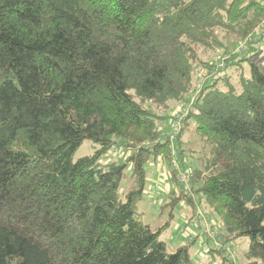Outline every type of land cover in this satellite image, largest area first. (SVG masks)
Instances as JSON below:
<instances>
[{
  "label": "trees",
  "instance_id": "obj_1",
  "mask_svg": "<svg viewBox=\"0 0 264 264\" xmlns=\"http://www.w3.org/2000/svg\"><path fill=\"white\" fill-rule=\"evenodd\" d=\"M263 30V0H0V264H196L194 240L170 252V223L142 221L151 160L179 188L172 220L196 190L221 217L216 250L248 239L246 264H264V70L230 54L193 81L202 55ZM113 149L125 162H102Z\"/></svg>",
  "mask_w": 264,
  "mask_h": 264
},
{
  "label": "rangeland",
  "instance_id": "obj_2",
  "mask_svg": "<svg viewBox=\"0 0 264 264\" xmlns=\"http://www.w3.org/2000/svg\"><path fill=\"white\" fill-rule=\"evenodd\" d=\"M263 37L264 30L262 34L253 37L256 39L254 42L249 41L248 50L245 51L247 40L245 38L242 40L238 39L237 36L233 35L227 39L230 50L229 54H224V51L219 49L211 55H202L201 62L205 61L206 63L204 64L206 65L199 66L195 69L193 75L194 86L197 88L195 92L197 93L204 82H209V80H211L212 74L209 71L210 69H213L212 71L215 72L224 69L223 67L230 64L227 63L225 65L224 63L226 58L230 57V54L233 55L230 57L231 62L232 59H236L234 57L243 58L253 53L254 61L264 70ZM260 44H262L261 49L257 48ZM257 50H259V54H257ZM247 65L248 64L246 62L243 63L246 73L248 72ZM233 66L230 67L229 71H234L237 68V64H234ZM234 77H236V74H234ZM234 82H237L236 79ZM181 107L187 108L184 107V105H179L177 107H173L169 114L176 116V113L182 109ZM162 126L163 129L171 132L172 128H175V126L178 125H174V123L170 121L167 123V126ZM186 138L190 143V145L186 146V148L188 149L191 147L194 152L200 153V142L198 136L193 134L192 129ZM97 148L98 146L94 142L86 140L76 152L75 159L91 155L95 152V150H97ZM123 156L124 153L122 150L113 149L107 154V156L101 158V160L104 164L112 161L125 162L128 154L126 153V158L124 157L121 159ZM182 159L184 162L185 160L189 162V156L187 157V154H184ZM193 160H195V158L191 157L190 161L192 162ZM146 170L148 173L147 189L146 194L138 205V210L142 213L143 223L149 225L152 229L163 227L167 222L170 223V226L165 228L161 236V239L166 242L170 252H173L179 246L185 245L186 243H190L194 240L191 247V256L196 264H246V261H248L247 253L249 250L248 239H240L235 242L226 241L227 252H229V254L226 253L225 250H223V252L216 250L220 244V246H224L221 242V238H226L223 232L222 220L221 217L213 212V209L206 202L205 198L201 196L199 197V192L196 190L191 192V205H188L187 202L176 204L172 210L175 215L172 220L170 218V206L167 207L164 205L170 202L174 195L178 194L179 188L175 184V181L170 177V166H168L166 162H163V160L158 161V163L151 160L146 165ZM131 173L132 170L130 166L125 171L122 186L123 190H127L132 186ZM183 184L185 185V183ZM224 253L230 258L229 260L227 258L226 262H224L223 258Z\"/></svg>",
  "mask_w": 264,
  "mask_h": 264
},
{
  "label": "built area",
  "instance_id": "obj_3",
  "mask_svg": "<svg viewBox=\"0 0 264 264\" xmlns=\"http://www.w3.org/2000/svg\"><path fill=\"white\" fill-rule=\"evenodd\" d=\"M255 40H256L255 38H250V39L247 40V44L245 45V51L248 50L249 41L254 42ZM182 178L186 179V176L183 175Z\"/></svg>",
  "mask_w": 264,
  "mask_h": 264
}]
</instances>
